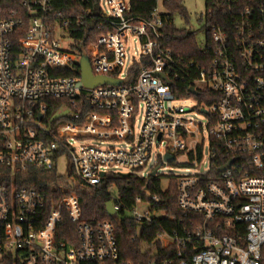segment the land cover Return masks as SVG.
Instances as JSON below:
<instances>
[{
	"label": "built area",
	"instance_id": "2783aa9c",
	"mask_svg": "<svg viewBox=\"0 0 264 264\" xmlns=\"http://www.w3.org/2000/svg\"><path fill=\"white\" fill-rule=\"evenodd\" d=\"M168 1L156 0L148 15L139 16L131 13V0H99L106 30L87 54L94 74L122 79L120 85L86 87L80 73L58 74L82 54L72 48L69 17L55 10L53 0H21V10L0 17V264H136L121 258L112 221L86 220L75 193L55 198L19 179L31 168L54 167L61 152L71 157L73 178L87 185H100L119 167L148 179L159 169L145 170L154 150L164 159L171 154L170 163L185 169L175 177L182 217L153 209L161 197L148 189L147 199H137L130 209L139 224L135 235L157 225L142 242L146 264H261L264 0L208 3L205 65L185 62L164 46L165 26L173 24ZM131 37L138 54L128 59ZM185 80L188 94L178 97L171 84ZM47 98L67 99L76 108L63 105L50 113ZM191 99L189 109L170 104ZM86 104L91 109L83 115ZM193 111L204 121L190 116ZM112 200L118 212L124 204L119 196ZM146 200L151 209L139 212L138 203ZM163 216L177 224L167 227ZM67 222L76 231L68 242L59 238Z\"/></svg>",
	"mask_w": 264,
	"mask_h": 264
},
{
	"label": "trees",
	"instance_id": "16d2710c",
	"mask_svg": "<svg viewBox=\"0 0 264 264\" xmlns=\"http://www.w3.org/2000/svg\"><path fill=\"white\" fill-rule=\"evenodd\" d=\"M214 0H208L212 4ZM21 0H0V17L9 15L12 11L21 10ZM56 11H61L70 19L69 34L73 39L72 48L79 54L88 53L90 47L96 41L97 36L106 29L102 27L104 18L101 15L102 9L99 0H89L81 2L80 0H53ZM156 0H131V13L139 16H146L155 6ZM170 13L174 9H180L183 13L186 10L182 6V0H169L166 3ZM19 37V36H18ZM18 38L14 39L13 48L17 55L20 51ZM165 47L170 48L174 54L182 57L185 62L191 60L198 64H206V49L202 48L194 33H187L183 29H177L173 24L165 26V37L162 39ZM73 66L60 68L58 74L71 75L79 74V63L73 62ZM74 68V70H73ZM76 68V71H75ZM139 65L136 64L131 68L132 80L137 77ZM197 75V70L192 69L191 76ZM189 80L173 81L171 86L178 97L188 94ZM200 101L205 100L204 95H197ZM48 112L53 113L63 105L76 108L67 99L47 98ZM91 109L89 105L82 107V114ZM69 119V117H68ZM73 119V118H70ZM83 117L73 119L75 122H81ZM19 182L36 186L39 190L51 193L55 198L63 194L75 193L83 209V217L90 222L100 220H111L115 227L116 236L120 248V255L123 260H130L136 264H146L149 256L142 251V242L150 240L157 230V225H145V231L139 236L135 235L138 222L131 216L126 215V210H130L140 197L147 199L146 190L161 197L159 203H153V209L161 210L167 215H175L177 218L182 217V213L177 204V182L176 178L170 179V186L167 190L161 189V182L157 175L148 179L140 178L132 173L111 172L107 174L102 183L98 186L87 185L79 179L73 178L71 171L67 176L57 173V164L50 169L31 168L23 173ZM113 185L117 189L118 196L124 206L113 215H109L106 209V203L112 200V194L109 187ZM160 221L167 227L175 226L177 221H168L167 216H163ZM147 230V234H146ZM75 226L67 222L66 227L61 230L59 238L62 241H71L75 236ZM261 264H264V246L262 249Z\"/></svg>",
	"mask_w": 264,
	"mask_h": 264
},
{
	"label": "rangeland",
	"instance_id": "374dc122",
	"mask_svg": "<svg viewBox=\"0 0 264 264\" xmlns=\"http://www.w3.org/2000/svg\"><path fill=\"white\" fill-rule=\"evenodd\" d=\"M102 5H104V2H102ZM182 6L186 10V13H183L180 9H174L172 13L173 18V25L177 29H183L187 33H194L195 38L200 46H203L204 43L207 41V32H208V22L205 17V12L207 10L208 6V0H182ZM103 7H106L105 5ZM160 9L166 10L165 7L161 6ZM68 43L71 41L70 38L65 39ZM138 41L135 39L130 38L126 51L128 59L132 56H135L138 54ZM172 106H185L187 109L194 106V100H174L170 103ZM143 111L140 110L138 113L139 120L136 123L135 130L136 132L139 131L140 124H141V116ZM190 116H192L195 120L198 121H204V117L200 113H189ZM57 116V115H56ZM96 142V140H93ZM108 145V143H106ZM116 146H119L120 143H116ZM152 160L148 163L146 167V171H150V167L152 165L157 164L159 166V169L157 171V176L160 179L161 182V189L167 190L170 186V179L173 177H177L183 173H185V169L180 164H172L170 162H167L164 159V155L161 152H157L154 150ZM203 157L204 161L209 160V150L206 147V143L203 150ZM114 171L123 172L126 173L129 170L124 167L114 168ZM72 171V161L69 153L67 152H61L57 156V173L62 176H67ZM109 192L113 196H118L117 189L114 187L112 190H109ZM151 209V203L150 201H140L137 206V210L139 212H145L146 210ZM126 215L131 216L132 211L126 210ZM140 230L138 231V233Z\"/></svg>",
	"mask_w": 264,
	"mask_h": 264
},
{
	"label": "water",
	"instance_id": "95a60500",
	"mask_svg": "<svg viewBox=\"0 0 264 264\" xmlns=\"http://www.w3.org/2000/svg\"><path fill=\"white\" fill-rule=\"evenodd\" d=\"M79 70H80L79 73H80L81 81L83 85L86 87H95V86L103 85V84L120 85L123 83L122 79H118V78L108 76V75L94 74L91 64H90V59L87 53H83L80 57ZM158 75L162 78L166 77L164 73H158ZM190 92L196 93V90L193 87H191ZM165 160L170 162L173 160V156L167 153L165 155ZM152 174L153 175L156 174V170L153 171ZM106 209L109 215H113L116 213V207L114 205L113 200H110L106 203Z\"/></svg>",
	"mask_w": 264,
	"mask_h": 264
}]
</instances>
